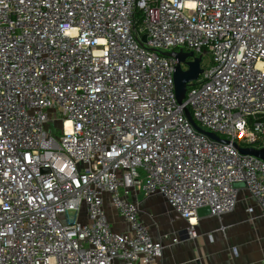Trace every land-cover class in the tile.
<instances>
[{"label": "built area", "instance_id": "built-area-1", "mask_svg": "<svg viewBox=\"0 0 264 264\" xmlns=\"http://www.w3.org/2000/svg\"><path fill=\"white\" fill-rule=\"evenodd\" d=\"M180 49L209 54L182 102L160 54ZM248 147L264 148V0H0V264H160L140 196L191 238L237 184L264 217Z\"/></svg>", "mask_w": 264, "mask_h": 264}, {"label": "crops", "instance_id": "crops-1", "mask_svg": "<svg viewBox=\"0 0 264 264\" xmlns=\"http://www.w3.org/2000/svg\"><path fill=\"white\" fill-rule=\"evenodd\" d=\"M239 187L234 209L221 219L195 215L193 238L187 235V220L160 194L140 196L139 217L163 245L160 264H264V217L244 186ZM249 206L254 207L251 214ZM106 208L113 229L128 230L117 213Z\"/></svg>", "mask_w": 264, "mask_h": 264}, {"label": "water", "instance_id": "water-1", "mask_svg": "<svg viewBox=\"0 0 264 264\" xmlns=\"http://www.w3.org/2000/svg\"><path fill=\"white\" fill-rule=\"evenodd\" d=\"M145 41H146V35L143 34L140 37V43L144 45ZM160 54L166 57H172L177 59V63L175 65L173 72L174 91H175L176 100L178 102H182L185 96L187 85L190 84L192 81H195L202 71V68L200 66L202 55L195 56L192 51L187 52L181 49L178 51L176 50L161 51ZM181 62H184L186 64L187 69H183L181 67ZM185 115L198 131L208 135L211 138H215V139L217 138L216 135L213 134L212 132H208L197 127L194 121L192 120L191 115L187 109L185 110ZM239 150L244 154H251L264 160V148L256 149V148L248 147V148H239ZM239 185L242 184H237V186ZM196 214L198 216L209 215L210 208L208 206L199 207L196 209Z\"/></svg>", "mask_w": 264, "mask_h": 264}, {"label": "rangeland", "instance_id": "rangeland-1", "mask_svg": "<svg viewBox=\"0 0 264 264\" xmlns=\"http://www.w3.org/2000/svg\"><path fill=\"white\" fill-rule=\"evenodd\" d=\"M185 51H186V49H185ZM208 63H209V54H205L203 56V59H202V65L206 66ZM49 116L53 118V114L51 112L49 113ZM52 128L55 129V125L52 124ZM54 132L57 133V130H54ZM69 214H71V212H69Z\"/></svg>", "mask_w": 264, "mask_h": 264}, {"label": "trees", "instance_id": "trees-1", "mask_svg": "<svg viewBox=\"0 0 264 264\" xmlns=\"http://www.w3.org/2000/svg\"><path fill=\"white\" fill-rule=\"evenodd\" d=\"M136 17H137V19L139 20L140 19V17H141V14L138 12V13H136Z\"/></svg>", "mask_w": 264, "mask_h": 264}]
</instances>
